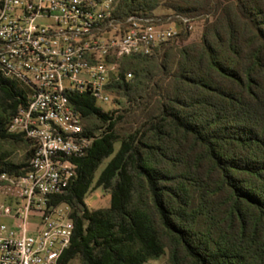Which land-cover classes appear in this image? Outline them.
Here are the masks:
<instances>
[{"label":"trees","instance_id":"obj_1","mask_svg":"<svg viewBox=\"0 0 264 264\" xmlns=\"http://www.w3.org/2000/svg\"><path fill=\"white\" fill-rule=\"evenodd\" d=\"M116 5L120 19L182 15L194 29L152 55L122 58L108 92L128 110H105L89 93L69 96L91 144L73 159L77 175L56 198L70 205L74 224L58 264H148L164 256L166 264H264V0ZM197 26L199 40L185 43ZM25 93L0 76V174L10 178L28 171L35 149L8 131ZM127 113L143 121L124 132ZM4 142L22 145L25 161L16 162ZM97 189L109 205L91 209L86 200ZM0 190L9 205L18 201L8 182Z\"/></svg>","mask_w":264,"mask_h":264},{"label":"built area","instance_id":"obj_2","mask_svg":"<svg viewBox=\"0 0 264 264\" xmlns=\"http://www.w3.org/2000/svg\"><path fill=\"white\" fill-rule=\"evenodd\" d=\"M116 7V0H0V76L26 92L8 131L35 148L26 173L0 174L18 193V201L0 205L13 220L0 226V264H58L70 245L71 208L56 198L76 177L73 159L84 156L91 139L69 96L89 93L109 104L122 58L152 55L194 29V19L182 15L120 19Z\"/></svg>","mask_w":264,"mask_h":264},{"label":"rangeland","instance_id":"obj_3","mask_svg":"<svg viewBox=\"0 0 264 264\" xmlns=\"http://www.w3.org/2000/svg\"><path fill=\"white\" fill-rule=\"evenodd\" d=\"M168 11L163 10V9H159L156 11V13H166ZM201 28L200 27H196L195 30L192 32V34L189 36L188 40L185 41V43H192L195 41H198L199 38L201 37ZM113 98V97H112ZM113 100V99H111ZM116 101H110L109 104L104 105V109L105 110H111L113 108H117L118 110H128V104L126 102L125 99L123 98H116ZM134 110V108H133ZM123 115H126V113H122ZM129 116V117H128ZM131 116V117H130ZM142 117L137 116V115H131L127 113V119L124 120L123 122H120L119 124V128L121 130H123L124 132H129V131H133L136 128L139 127V125L142 122ZM6 149H10L12 150L13 153V158L16 160V162H24L25 161V148L22 145H16V146H12L10 143L4 142L3 143ZM118 144L116 145V147L118 148ZM107 161L104 162V164L102 165V167L100 169H102L105 165H106ZM8 195L6 196L2 190H0V205L2 204H9V198H7ZM89 208L91 209H98V208H105L109 205V194L105 191H103L102 189H97L92 191L89 196L87 197L86 200ZM39 219L38 218H30V221L33 223H36ZM13 224V220L11 219V217L9 216H4L2 214H0V226L1 225H12ZM167 262V257L164 256L163 258L157 260V261H151L148 264H166ZM71 264H80L77 260L72 262Z\"/></svg>","mask_w":264,"mask_h":264}]
</instances>
